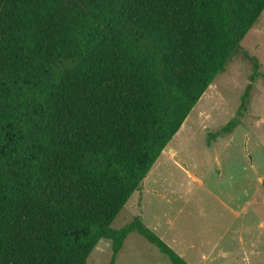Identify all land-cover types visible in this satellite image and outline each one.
Wrapping results in <instances>:
<instances>
[{
    "label": "trees",
    "instance_id": "16d2710c",
    "mask_svg": "<svg viewBox=\"0 0 264 264\" xmlns=\"http://www.w3.org/2000/svg\"><path fill=\"white\" fill-rule=\"evenodd\" d=\"M264 0H0V264H114L137 232L112 223L199 100L242 52ZM233 117L249 109L260 63Z\"/></svg>",
    "mask_w": 264,
    "mask_h": 264
},
{
    "label": "rangeland",
    "instance_id": "374dc122",
    "mask_svg": "<svg viewBox=\"0 0 264 264\" xmlns=\"http://www.w3.org/2000/svg\"><path fill=\"white\" fill-rule=\"evenodd\" d=\"M244 52L260 63L249 109L241 126L208 147V134L235 117L250 83L252 61ZM148 178L113 229L140 217L189 264H264V12L243 40L242 52L199 100ZM111 259V241L103 239L87 264ZM114 264L172 263L133 232Z\"/></svg>",
    "mask_w": 264,
    "mask_h": 264
},
{
    "label": "crops",
    "instance_id": "0c3cea01",
    "mask_svg": "<svg viewBox=\"0 0 264 264\" xmlns=\"http://www.w3.org/2000/svg\"><path fill=\"white\" fill-rule=\"evenodd\" d=\"M164 153V152H163ZM163 155V154H162ZM151 172V171H150ZM150 174V173H149ZM148 174V175H149ZM148 178V176L145 178V180L144 181H146L147 180V182H148V180H149V178ZM144 181H143V183H142V185H141V188H140V190L144 187V184H146V182L144 183ZM136 193V192H135ZM196 249H201V248H196ZM213 249H218V246L216 245L215 247H213ZM222 251V250H221ZM205 259H207V257H205Z\"/></svg>",
    "mask_w": 264,
    "mask_h": 264
}]
</instances>
